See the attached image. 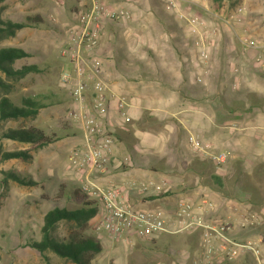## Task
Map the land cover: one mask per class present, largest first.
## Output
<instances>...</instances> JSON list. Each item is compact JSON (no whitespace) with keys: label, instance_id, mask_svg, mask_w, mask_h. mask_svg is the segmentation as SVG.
<instances>
[{"label":"rangeland","instance_id":"obj_1","mask_svg":"<svg viewBox=\"0 0 264 264\" xmlns=\"http://www.w3.org/2000/svg\"><path fill=\"white\" fill-rule=\"evenodd\" d=\"M189 1L194 9L190 11L187 9L189 3L184 4L182 9L183 11H188L189 16L192 15L197 19L195 26H191L185 20L179 18L177 12L171 11L164 0H137L136 4L130 7L132 16L123 29L125 32L129 31L127 36V39H129L128 44L125 47L120 45V50L125 51L127 49L132 57H135V53H143L146 66L150 67L153 73L152 76L156 78H161L156 71L158 72L161 68L170 69L169 65L173 64L169 60H174V55H176V58L179 57L183 60V66L178 65L176 61L177 68H182V72L187 70V74L188 72L192 74V82L190 83L192 89L189 91V99L192 101H199L203 96H208L214 102L220 101L219 94L214 93V90L217 85L222 83L226 87L229 86L231 79L235 76L233 74L235 66L240 69L237 73L239 79L242 77L251 79L253 78L252 75L258 74L263 80L264 70H258L253 65L256 57L262 51L250 50L244 52L237 40V36L244 34L264 41V0ZM84 2L85 0H7L4 3H0V19L27 23L29 25L23 30L19 29L15 37L7 38L3 41L0 40V49L21 47V49L30 53L35 52L26 61L29 64L39 65V68H47L49 66L47 64L51 63L52 72L49 73V79L56 81L57 85H53L52 88L60 92L58 95L62 99V103H59L56 107L58 109L57 115H60V121L58 122L60 129L57 132L62 138L74 136L73 147L81 145L83 140L78 130L70 123L71 121L68 117L70 106L73 104L72 99L68 91L60 87V74L67 65L60 53L61 48L64 46L63 42L68 29H70V26L78 24L77 17L83 9ZM240 6L245 7L246 10V16H244L242 22L235 23L233 28L226 26L223 18L229 19ZM33 11H38L40 18L42 17L41 21L43 23L41 27L46 28L45 33L48 36L42 35L36 30L39 24L28 20L30 17L39 16L33 14ZM53 17H56L58 22L52 21ZM214 27L217 29V33L216 36H210L209 60L205 63L200 58L195 42L199 39L200 33H206V31L208 32ZM121 31L119 30L118 33L120 34ZM262 58L264 59V52L262 53ZM186 59L190 63L189 66L188 63L185 65ZM24 65H26L25 61L18 60L15 61L12 67L21 69ZM173 67L176 66L173 65ZM0 76L8 83L7 85L10 88L9 92H3L5 89H0V95L5 96L7 94L6 96L13 101L12 103L19 107L22 106L25 96L29 94L27 91L34 89V92L41 95L46 90V79L43 84L41 83L43 76L46 75L38 74L32 76L26 74L22 78H17L9 77L0 70ZM199 76H202V81H198ZM204 81H206L207 85L204 84ZM255 82L258 83V79ZM239 84H241L240 80ZM205 87L210 88L208 91L209 93L211 92L210 94L206 95L207 93L203 90ZM250 89V86L245 88L242 85L238 90L234 91L229 88L228 93L227 91L225 92L227 94L221 95V101L225 104L234 98L240 101L238 105L241 109L236 113L237 119L234 120L237 123L235 125H238L239 131L233 129L236 134L234 138L237 144L226 147V149L224 147V151L227 150L230 154L229 161L223 167L216 169L218 175L208 173L202 177V182L203 184L213 185L220 193L221 197L218 199L219 202H217L220 212L223 211L225 213L229 206L251 203L250 206L257 210L263 218L262 224L256 230L257 233H260L264 232V161L252 155L255 153L254 146L256 145L243 139L246 132L245 127H247L246 124L249 120L248 115H251L247 113L246 108L256 98L261 102L259 105L264 107V104H262L264 102V89L256 95L257 97L252 96L254 93H251ZM220 116L224 118L226 115L221 114ZM226 120L224 118V122ZM29 121L30 119H11L6 122H0V264H47L42 255L29 246V241H24L23 238H26V236L29 238L28 231H30L31 226L35 231L32 233V238L34 241L39 242L42 238L41 227L44 223L43 216L47 207L53 210L56 208L78 209L76 203H72L68 198V194L65 193L67 190L65 188H69L73 192L79 190L81 186L78 172L73 170L67 162L70 150L62 158L55 157L52 159L53 153L51 151L53 149L46 146L39 149L37 153L34 152L35 159L32 162L26 161L32 157L31 155L25 159L11 158L7 161L2 160L3 153L6 152H25L30 154V149L26 148L24 144L3 138V133L8 129H25V127L32 124ZM224 124L227 131H229V128L235 127L231 123ZM193 155L191 153V156ZM193 157H191L192 162L189 165L196 167L199 162H197V158ZM63 163L66 165V170L62 171L60 180L58 181L56 176L50 178L48 171L50 169L57 171L59 165ZM206 167L208 171L209 167L211 169L212 166L207 163ZM7 173H13L20 179L34 182L29 176L31 174L36 182H41L42 185H45V192L48 195L54 197L57 192L60 191L59 193H61V190H63L65 195L57 203H54L53 199L49 201V206L44 203L41 215L35 216L32 221H24L25 216L30 218L34 213L33 210H29L26 207H30V204L35 205L36 208H41L42 206L41 204H35L32 198L42 202L46 193L41 196L40 191L37 192L35 186L20 185L14 180V176ZM215 177L222 179L221 184L218 183ZM5 179L9 181L8 186ZM189 180L197 182L196 176H191ZM198 181H201V179L199 178ZM30 192L36 196L27 197ZM28 201H30L29 204H27ZM69 228L70 224L60 223L53 234L54 238L58 241L64 240L70 232ZM2 230H5V233H1ZM88 231L94 234L91 227ZM190 236L191 233H181L176 236L162 235L151 242H145V240H141L136 236L127 237L128 241H144L151 245V252L143 251L134 255L132 264H193L197 256L194 251L197 246L191 250L194 244L190 245L187 242ZM45 253L52 264H75L67 258L55 255L51 250H47ZM236 264H253V261L246 259Z\"/></svg>","mask_w":264,"mask_h":264},{"label":"crops","instance_id":"obj_2","mask_svg":"<svg viewBox=\"0 0 264 264\" xmlns=\"http://www.w3.org/2000/svg\"><path fill=\"white\" fill-rule=\"evenodd\" d=\"M33 14H37L40 17L38 11H33ZM42 23V21L37 23L39 25L36 30L42 33V35L48 36L45 33L46 28L41 27ZM124 27V24L107 23L102 31L101 47L97 51L98 56L104 62L106 72L111 76L110 87L117 97L111 102L109 108V126L116 137L113 161L111 162L108 174L101 179L102 183L121 185L124 192L121 201L128 208L156 210L169 214L177 209L179 201L183 199L184 201L192 203H197L204 198H210L216 203L219 202L218 199L221 196L218 190L213 185L203 184L202 182V177L208 173L218 175V171L216 170L218 168L214 166L210 158L204 157V155L191 156L187 147V136L190 133L197 135L204 142L212 144L215 151H224V147L226 149V147L228 148L237 144L234 138L236 134L233 129L238 130V125H235L237 123L234 120L237 119L236 113L241 109L238 105L240 101L234 98L225 104L221 101V95L227 94L229 88L234 91L243 85L245 88L250 86L251 89L249 91L254 93L252 96L257 97L256 95L264 89V79L262 80L258 74L252 75L253 78L251 79L244 77L239 79L235 76L230 81V87H226L223 83L217 85L214 93L219 94L221 97H219L220 101L214 102L208 96L201 97L199 101H192L189 99V91L192 89L190 85L192 82V74L191 72L187 74V70L182 72V68L178 69L176 64L177 61L178 65L182 67L183 60L179 57L176 58V55H174V60L170 59L169 61L176 67L170 64V69L161 68L158 72L156 71L157 75L161 78L153 77L152 70L146 66L143 53H135V57H132L127 49L125 51L120 50L119 46L125 47L129 41L127 39L129 31H126V34L123 30ZM119 30H122V34L118 33ZM17 33L18 31L16 35ZM21 50L26 52L28 57L18 60L25 61V67L32 66L37 68L36 71H32L27 75H46L43 76L41 83L43 84L45 79L47 81L45 85L46 90L44 89L45 91L41 95L34 92V89L27 91L29 94L25 96L24 101L32 100L36 102L38 111L34 116L27 118L30 119L29 123L32 122V124L25 128L36 127L43 131L47 137L52 138L53 141L46 145L53 149L51 151L53 153L52 159L55 157L62 158L66 152L72 150L71 147L74 145L73 141L75 137L62 138L57 132L60 129V125L58 124L60 115H57L58 109L56 107L59 103H62V99L58 95L60 92L52 88L53 85H57L56 81L49 79V73L52 72L50 67L51 63L47 64L49 65L47 68H39L37 64H29L26 59L32 57L35 52L30 53L24 49ZM187 63L189 66L190 63L186 59L185 65ZM253 65L259 70L255 62ZM257 79L258 83L255 82ZM239 80L241 84L239 88L235 89L233 83L234 81L239 82ZM204 84L207 85L206 81H204ZM209 89V87L203 89L207 93L206 95L211 93L208 92ZM226 91L227 93H225ZM119 99L125 102L123 109H119L117 106ZM253 100V103H250L246 108L247 113L251 115H248L249 120L246 124L247 127H245L246 132L243 140H246V142L250 141V143L253 142L256 146H254L255 153H253L254 151L252 149V155L264 161V107L259 105L261 102L257 98ZM24 101L22 104L27 105ZM221 114L226 115L224 117L227 119L226 122L220 116ZM52 123L53 125L51 126ZM224 123H231L235 127L229 128L227 126L229 128V131H227ZM21 144H24L26 148L30 149L29 153L32 157L26 161L32 162L35 159L34 152L37 153L41 148L37 149L33 143ZM191 157L197 158L196 160L199 163H197L196 167L189 165L192 162ZM207 163L212 166L211 169L209 167L208 171L206 167ZM65 166L63 163L59 165L57 171L50 169L48 171L50 174L49 177L56 176V179L59 181L62 177V171L66 170ZM29 176L34 181V184L31 186H35L37 188L36 191H40L41 196L43 193H46L45 185H42L41 182H36L33 175L30 174ZM191 176H196L197 182L189 180ZM198 177L201 181H198ZM127 181H154L158 184L163 182L165 184L161 192H157L154 187H150L148 192L141 190L131 192L126 187ZM6 185H9V181L6 182ZM65 189H67L65 193L68 194L70 201L76 203V206L80 208L83 200L75 199L72 191L69 188ZM59 192L54 197L46 193L42 202L32 198L35 204H41L42 206L41 208H36L35 205L30 204V207L26 208L33 210L34 213L32 217L25 216L23 220L32 221L35 216L41 215L44 203L49 206L50 200L52 201L53 199L54 203H57L55 198L59 196ZM65 193H63L61 199ZM33 194L30 192L27 197L31 198L36 196ZM29 203L30 201L27 202V204ZM248 204L247 206L251 205V203ZM50 210L52 209L47 207L45 215ZM105 210V206L99 204V214L90 223L93 233L103 246V251L95 257L93 264H132L134 255L143 251L151 252V245L144 241L132 242L128 241L126 237L112 239L106 232L97 235L94 230L95 223L103 215ZM223 214V211H219L217 216L221 217ZM34 232V228L30 226V231H28L29 238L26 236V238H23L24 241L28 240L29 243L33 242L32 233ZM1 233H5V230H2ZM26 235L28 234L26 233ZM260 235L263 237L264 244V232H260ZM198 237L199 234L197 232L191 233V236L188 237L187 242L190 245L194 244L191 250L198 246Z\"/></svg>","mask_w":264,"mask_h":264},{"label":"built area","instance_id":"obj_3","mask_svg":"<svg viewBox=\"0 0 264 264\" xmlns=\"http://www.w3.org/2000/svg\"><path fill=\"white\" fill-rule=\"evenodd\" d=\"M171 11L191 26L196 18L183 11L182 6L189 0H164ZM137 0H85L78 14V24L70 26L61 56L66 67L60 74V87L68 91L73 104L68 117L70 123L82 136V144L72 148L67 162L80 176V190L92 201L105 206L106 210L95 223L97 235L106 232L112 239L136 236L145 242L158 237L176 236L181 233L199 234V242L194 250L197 253L193 264H236L251 259L253 264H264L263 237L257 233L263 218L257 210L245 204L229 206L221 217L217 216L219 205L210 198L197 203L180 200L177 209L169 214L156 210L128 208L122 204L121 185L104 184L103 179L109 172L113 161L116 137L109 126V108L117 97L110 84V74L106 72L103 60L97 51L101 47V35L107 23L128 24L131 19L132 5ZM187 5L190 11L193 5ZM246 16L245 7H238L229 19L223 18L226 26L233 28ZM58 22L56 17L52 18ZM214 27L200 33L195 42L200 58L207 63L211 49V35L216 36ZM244 52L260 50L264 52V41L247 35L237 36ZM262 53L255 59L259 69L264 70ZM240 71L235 66L233 74ZM234 76V77H235ZM202 76L198 81H202ZM234 81L233 87L239 88ZM125 102L119 99L118 108L123 109ZM187 147L194 155H204L217 168L223 167L230 159L227 151H215L212 144L204 142L195 134H188ZM165 183L154 181H127L126 187L134 192H148L154 187L163 190Z\"/></svg>","mask_w":264,"mask_h":264},{"label":"trees","instance_id":"obj_4","mask_svg":"<svg viewBox=\"0 0 264 264\" xmlns=\"http://www.w3.org/2000/svg\"><path fill=\"white\" fill-rule=\"evenodd\" d=\"M7 0H0L4 3ZM30 22L39 23L41 19L39 16L28 18ZM27 23L3 21L0 19V40L12 38L16 35L19 29L28 27ZM28 54L21 50V48H6L0 49V70L9 76L22 78L26 74L36 71V67H22L21 69H14L12 65L18 59H24ZM8 83L0 76V89L3 92H9ZM7 95V94H6ZM0 95V122H6L11 119H27L37 114L38 106L32 100H25L22 106L13 104L12 100L7 96ZM31 107V108H30ZM3 138L18 141L19 143H33L37 149L48 145L52 138H49L45 133L36 127L25 129H8L3 133ZM30 154L25 152H6L3 153L2 160L11 158L25 159ZM14 176V180L20 185H32L31 180L26 181L18 178L13 173H7ZM218 183L221 184L222 179L215 177ZM6 180V179H5ZM7 181V180H6ZM75 199L82 197L83 204L78 209L56 208L50 210L43 218V226L41 229L42 238L39 242H31L29 246L36 249L44 258L47 264H52L46 256V251L51 250L55 255L67 258L75 264H93L95 257L103 251V246L95 234L90 233V223L95 216L99 214L97 202L92 201L80 189L72 192ZM63 195V190L56 196L55 201L58 202ZM70 224V232L62 241L54 238L53 234L60 223ZM1 263V258H0Z\"/></svg>","mask_w":264,"mask_h":264},{"label":"bare ground","instance_id":"obj_5","mask_svg":"<svg viewBox=\"0 0 264 264\" xmlns=\"http://www.w3.org/2000/svg\"><path fill=\"white\" fill-rule=\"evenodd\" d=\"M125 160V159H124ZM79 189H80V187H79Z\"/></svg>","mask_w":264,"mask_h":264}]
</instances>
